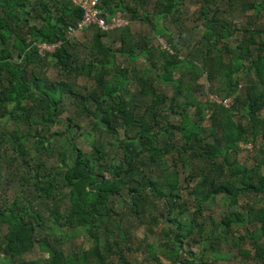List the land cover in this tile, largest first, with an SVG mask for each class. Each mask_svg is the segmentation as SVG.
Wrapping results in <instances>:
<instances>
[{
	"label": "trees",
	"instance_id": "16d2710c",
	"mask_svg": "<svg viewBox=\"0 0 264 264\" xmlns=\"http://www.w3.org/2000/svg\"><path fill=\"white\" fill-rule=\"evenodd\" d=\"M130 1L99 0V16L108 20L121 10L131 20L151 24L165 40V50L153 48L148 39L128 41L129 23L109 31L90 25L84 30L94 32L83 56L85 45L68 34L83 14L72 0H0V181L15 170L21 187L26 186L23 197L1 199L0 225L7 227L0 238L1 259L8 264H115L111 254L117 253L130 264L122 243L116 240L115 248L108 239L120 234L127 240L124 218L144 222L150 215L156 222L164 217L166 236L157 249L146 245L150 264H162L157 252L170 264H214L212 259L227 257L221 249L235 236V225L244 231L235 244L239 253L253 251L254 260L264 264V0H234L245 16L241 27L224 16L222 5L233 7V0H198V22L188 29L182 0H154L152 14L139 13L147 0ZM158 17L164 28H158ZM199 26L203 31L192 44L195 53L182 56L180 41L191 39L189 32ZM114 31L120 33L117 48L104 40ZM42 42L60 44L42 55ZM117 53L126 56V65ZM141 57L142 69L137 65ZM48 61L57 78L44 71ZM176 71L186 78L176 77ZM83 76L89 81L83 88L71 82ZM132 81L139 84L141 100L129 96ZM158 82L174 86L170 102ZM205 92L202 101L199 94ZM64 95L74 109L63 118ZM209 95L233 97V102L225 105ZM9 122L18 127L9 128ZM58 123L64 128L53 130ZM86 137H92L87 151L81 146ZM242 150H247L246 162L239 159ZM181 166H189L185 181L198 178L200 190H191L195 201L190 205L181 200ZM124 191L128 200L116 210ZM242 195L251 199L242 210L223 214L217 225L205 229L204 221L196 220L205 201L221 196L233 205ZM78 229L92 245L82 250L74 243L63 246ZM188 239L202 243L200 253L187 249ZM35 247L48 254L44 263L26 256ZM207 251L213 258L205 257Z\"/></svg>",
	"mask_w": 264,
	"mask_h": 264
},
{
	"label": "rangeland",
	"instance_id": "374dc122",
	"mask_svg": "<svg viewBox=\"0 0 264 264\" xmlns=\"http://www.w3.org/2000/svg\"><path fill=\"white\" fill-rule=\"evenodd\" d=\"M183 1V5L181 7V16H183V24L185 25V27L190 28L194 25L197 24V20H196V14L195 12L198 11V9L200 8V2H198V0H182ZM128 2H130L131 4L133 3V1L128 0ZM233 7H228L226 8L225 5H222L223 8L227 9L224 13V16H226L227 18H229L230 21L232 22H237V25L239 27L241 26H245V16H243L242 13H240V11H238V6L240 5L241 2H234V0L231 2ZM153 4H154V0H147L145 7L144 8H139V13H141L142 11H146L149 14L153 13ZM102 10V9H101ZM125 17V18H124ZM114 18H124V19H128V21H125L126 24L129 23V25L126 26L130 29L129 34L126 35V39L131 40V38L135 41H140L141 43H143V39H148L150 40L152 47L153 48H160L161 50H165L166 49V42L165 40L160 36V34L157 33V31H154L151 28V24L147 23V22H143L141 20H131V17L128 13H125L121 10H118L115 15ZM160 23H159V29L160 27H163V19L161 17H158ZM125 26V27H126ZM124 26L121 28H125ZM164 28V27H163ZM127 29V28H126ZM186 29V28H185ZM172 30V29H171ZM174 31L177 32L176 29L173 28ZM189 31V30H188ZM203 31V27L199 26L196 27V29H194L193 32H189V37L191 39L185 40V41H180L179 44V49H180V54L182 56H186L187 54H189V51L192 50L195 53V50L192 48V44L197 41L200 38V35ZM94 32V28H89L86 30H78L76 31L73 35L70 36L71 40H74V42H79L84 44L85 46L80 47L81 49V53L84 56L86 54V52H89V46H90V40L92 39V35ZM120 33L119 32H115L112 34V37H108L104 40H106L107 43L109 44H113L112 46L114 48H117L120 46V38L117 37ZM113 39V40H112ZM132 41V40H131ZM233 45V44H232ZM193 53V54H194ZM158 58H160V56H157L155 59L158 60ZM117 59L119 62L124 63L125 65L127 64V58L124 55H121L119 53H117ZM137 65L139 67H141V69L143 68V66H145V59L143 57H141L138 61H137ZM146 67V66H145ZM44 71L47 73L48 76L50 77H55L57 78V73H56V68L53 66L51 61H48V64H46V66H44ZM176 77H180V78H186L183 77L182 75H180L179 71L175 72ZM55 78H50V79H55ZM72 83H79V88H83L82 84H89V81L86 79L85 76L83 77H78L76 79V82L74 81V79L71 80ZM200 82L203 83L204 80L200 79ZM77 86V84H76ZM157 86L159 87V89L163 92V94L167 95L166 100H168L170 102V98H172L173 94H174V86L170 83L168 84H163L161 82L157 83ZM128 90L130 92L129 96H137L138 100H141L142 98L139 97V84L137 82L132 81L129 84ZM199 94V93H198ZM207 97L206 92L203 93L202 95L199 94V98L200 100L204 101ZM210 97V95H209ZM64 103H65V110L61 113V117H65L68 115V113H71V111L74 109V107H72L71 105V100L68 99V97L66 95H64ZM179 99H183L182 97L179 96ZM148 102L150 101V96H148L147 98ZM194 107L189 109V113L191 114V117H195L196 115L194 114ZM82 122H84V125H87V120L82 118L81 119ZM171 120L177 122L178 120V115H174L172 113L171 115ZM8 127L9 128H15L18 127L16 124L9 122L8 123ZM22 130H26L25 129V125L21 124ZM64 128V124H55L52 129L53 130H57V129H63ZM122 138V134L120 139ZM255 142L257 144L260 143V137L258 136V138H256ZM92 144V137L88 138L86 137V141L81 143V146L84 148L85 151L89 150L90 146ZM116 146V145H115ZM111 147V146H110ZM114 147V146H113ZM10 149V148H9ZM34 153V151L32 152V154ZM48 153H45L42 156V160H46L48 157ZM247 156V150H242L239 153V159L243 162H246ZM57 159V154H55L51 160ZM32 166L34 164V161H31ZM57 163V162H55ZM189 165V164H188ZM182 169H184L183 173H182V177H181V183H182V190H181V195H182V201L183 203H185V205H190L192 204L195 200H193V196L190 194L191 190H200L199 187H195L198 183V178L196 179H192V180H184V173L189 169V166L183 167L181 166ZM19 174L15 173V170L11 173L8 174L7 178H2L0 181V202L2 197H6V198H11L13 197V195H20L21 197H23V194L26 192L25 188L26 186H22L21 187V180H19ZM21 188L24 189V192L21 191ZM123 198H118L117 202L115 203V208L116 210H121L124 209L123 204L125 200H128V194L126 193V191L123 192ZM251 199V197L248 196H240L239 199V204H233L230 205L228 200L226 201L225 199H223L221 196H216L215 198H211L207 201H205L204 203V211L202 213V215L198 214L196 220L197 221H204L205 223V229H207L208 226H212L213 223H215L217 225V223L220 221L221 216L229 211H235V210H242L241 205L246 201V200ZM263 203H264V199H263ZM189 207V206H188ZM153 213L156 214V210H153ZM152 214V212H151ZM158 217V216H157ZM182 220L187 221V218L185 216V214H181ZM213 221V222H212ZM164 217H158V221H153V217L148 215L147 216V220L143 221H138L136 219H134L132 216L131 218L127 217L124 218L122 226L123 228L127 229V240L125 238H121L122 236H120V234H115V236H111L108 240L110 243H113L115 241L114 247H117L116 244V240H118L120 243H122V246L124 247L123 249V254L126 257V259L130 260V264H150L151 262H153L152 258L149 256V252L146 249V245L153 243L155 244L156 249L158 248V244L162 243L165 241V233H164ZM47 224H51L49 222H47ZM146 225H149L152 229L150 230V232H148L146 230ZM221 230V228H219ZM251 229V227H250ZM7 227L5 224L0 225V238L3 236V234L6 232ZM65 229L61 228V235L64 234ZM235 230V236H229V240L226 242V244L224 245V247L221 249V252H225L227 254L226 258H221V259H212V261L214 262V264H260L259 262H257L256 260H254V258L252 257L253 255V251L251 252V254H249L248 256H244L241 253H239L237 246H235L237 240L240 242L239 238H238V233L239 232H244L242 230V228L238 225H235L234 227ZM75 232V231H74ZM86 232H84V229H78V232H76L75 234H72L69 239L62 243L63 246H67L71 243H74V247L75 250H82V249H87L89 246L92 245L93 241L91 238L87 237ZM56 237V236H53ZM195 237H199L195 234ZM65 238V237H64ZM104 239V237H102ZM102 239V240H103ZM1 240V239H0ZM105 240V239H104ZM55 241V240H52ZM188 245H187V249L193 251V252H197L200 253L201 249H202V243H196L192 240L188 239ZM241 244L243 246V248H249L251 247V244L249 242H245ZM190 246V247H189ZM203 252V251H202ZM157 254L160 256L161 260H162V264H170V262L166 259H164L163 257V253L162 252H157ZM28 258H42L43 263L45 262V259L48 257V254L39 250L38 247H35V249L31 252V254H27L26 255ZM121 256H119V254H115L112 253L111 254V258L112 260L115 262V264H123L122 260L120 258ZM205 257L207 259H211L212 257V253L207 251L205 252ZM2 258V256L0 255V259ZM0 264H8L5 260L1 259L0 260Z\"/></svg>",
	"mask_w": 264,
	"mask_h": 264
},
{
	"label": "built area",
	"instance_id": "2783aa9c",
	"mask_svg": "<svg viewBox=\"0 0 264 264\" xmlns=\"http://www.w3.org/2000/svg\"><path fill=\"white\" fill-rule=\"evenodd\" d=\"M76 5H79L83 9L81 19L78 21L76 26L69 27L68 34L73 35L78 30H84L90 25L98 26L102 30L109 31L115 28L125 26L127 21L124 18H114L106 20L99 16L101 8L98 5L99 0H72ZM125 20V21H124ZM60 42L46 43L42 42L38 44L40 54L44 55L45 51L52 52ZM210 98L214 101L221 102L225 105H230L233 102V97H220L218 95H210ZM248 146V145H247Z\"/></svg>",
	"mask_w": 264,
	"mask_h": 264
}]
</instances>
